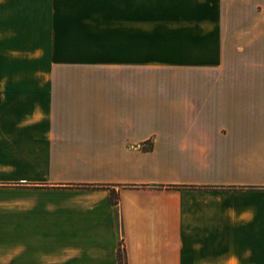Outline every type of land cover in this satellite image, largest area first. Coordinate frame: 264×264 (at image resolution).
I'll return each mask as SVG.
<instances>
[{"label":"crops","instance_id":"obj_1","mask_svg":"<svg viewBox=\"0 0 264 264\" xmlns=\"http://www.w3.org/2000/svg\"><path fill=\"white\" fill-rule=\"evenodd\" d=\"M0 158V264H264V0H0Z\"/></svg>","mask_w":264,"mask_h":264},{"label":"rangeland","instance_id":"obj_2","mask_svg":"<svg viewBox=\"0 0 264 264\" xmlns=\"http://www.w3.org/2000/svg\"><path fill=\"white\" fill-rule=\"evenodd\" d=\"M35 154H38L39 152H42L43 150L41 149H35L33 150ZM34 153L30 154V161L27 165H19V164H14L13 168L8 171H5L4 175L7 174V176L10 177H40V178H48L49 176V171L45 170V165L41 163L42 159L37 157ZM4 159V158H0ZM7 161H14L12 158H6Z\"/></svg>","mask_w":264,"mask_h":264},{"label":"trees","instance_id":"obj_3","mask_svg":"<svg viewBox=\"0 0 264 264\" xmlns=\"http://www.w3.org/2000/svg\"><path fill=\"white\" fill-rule=\"evenodd\" d=\"M113 204L118 205V197L113 196ZM119 264H127V257L125 256L124 249L120 246L118 255Z\"/></svg>","mask_w":264,"mask_h":264}]
</instances>
